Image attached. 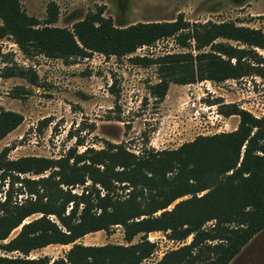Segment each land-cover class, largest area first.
<instances>
[{
	"label": "trees",
	"instance_id": "obj_1",
	"mask_svg": "<svg viewBox=\"0 0 264 264\" xmlns=\"http://www.w3.org/2000/svg\"><path fill=\"white\" fill-rule=\"evenodd\" d=\"M55 20L52 2L39 23L18 0H0V38L10 37L25 56L38 53L67 61L97 52L120 58L167 37L191 47L129 57L133 64L154 66L156 82L148 93L156 100L170 83H220L251 75L264 79V56L255 51L264 53V35L257 28L230 21L189 23L180 14L168 21L115 27L100 9L70 28L49 25ZM2 75L27 77L31 84L36 80L30 68L14 67ZM215 103L221 115L237 116L236 127L196 135L171 149L134 153L105 141L98 149L68 148L58 158L10 159V148L3 147L0 264H141L153 252L146 234L154 231L170 240H190L147 264H227L264 228V114L255 117L234 103ZM21 120V114L0 107V139ZM77 186L80 191H73ZM31 215L36 216L25 221ZM116 225L126 245L75 242ZM137 234L139 240L129 243ZM48 244L70 246L55 259L28 257ZM9 252L16 255H5Z\"/></svg>",
	"mask_w": 264,
	"mask_h": 264
},
{
	"label": "rangeland",
	"instance_id": "obj_2",
	"mask_svg": "<svg viewBox=\"0 0 264 264\" xmlns=\"http://www.w3.org/2000/svg\"><path fill=\"white\" fill-rule=\"evenodd\" d=\"M18 1L23 11L39 23L43 22L47 5L52 2L56 20L49 25L57 27L70 28L86 13L100 9L102 16L109 17L115 27L135 22L168 21L180 14L189 23L230 21L257 28L264 35V0ZM189 49L191 47H180L173 38L167 37L120 58L92 52L84 58L63 61L38 53L25 56L10 37L0 38V107L22 116L21 122L0 139V150L9 147L7 157L14 159L20 156L58 158L68 148H75L77 152L85 147L98 149L105 141L121 143L134 153L148 148L171 149L196 135L231 131L236 127L237 116L221 115L217 101L234 103L253 116L264 114V79L256 75L220 83L209 80L170 83L163 98L156 100L148 93L149 86L156 82L154 66H140L129 61L134 55L154 57ZM255 51L264 56L261 50ZM14 67L30 68L36 75L35 84L27 77L2 75ZM73 191L79 192L80 186ZM13 196L19 200L21 195ZM17 230L18 227L13 229L7 238L14 236ZM139 238L137 234L129 243ZM146 239L154 244V249L141 264L159 259L166 251L187 243L190 236L174 241L163 232L154 231L147 233ZM75 242L127 244L118 225L107 232L99 230L85 234ZM69 246L48 244L32 250L28 257L55 259L62 257ZM227 264H264V228Z\"/></svg>",
	"mask_w": 264,
	"mask_h": 264
},
{
	"label": "built area",
	"instance_id": "obj_3",
	"mask_svg": "<svg viewBox=\"0 0 264 264\" xmlns=\"http://www.w3.org/2000/svg\"><path fill=\"white\" fill-rule=\"evenodd\" d=\"M255 117H257V116H255Z\"/></svg>",
	"mask_w": 264,
	"mask_h": 264
},
{
	"label": "water",
	"instance_id": "obj_4",
	"mask_svg": "<svg viewBox=\"0 0 264 264\" xmlns=\"http://www.w3.org/2000/svg\"><path fill=\"white\" fill-rule=\"evenodd\" d=\"M18 229H19V227H18Z\"/></svg>",
	"mask_w": 264,
	"mask_h": 264
}]
</instances>
